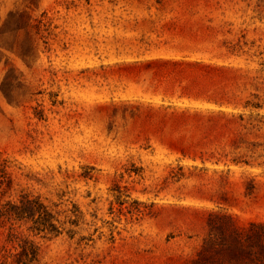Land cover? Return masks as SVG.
<instances>
[{"label":"rangeland","instance_id":"rangeland-1","mask_svg":"<svg viewBox=\"0 0 264 264\" xmlns=\"http://www.w3.org/2000/svg\"><path fill=\"white\" fill-rule=\"evenodd\" d=\"M251 92L264 0H0L4 199L40 195L62 222L80 211L57 237L19 224L34 264H192L211 212L264 222V167L223 163L264 161V118L232 116Z\"/></svg>","mask_w":264,"mask_h":264},{"label":"trees","instance_id":"trees-1","mask_svg":"<svg viewBox=\"0 0 264 264\" xmlns=\"http://www.w3.org/2000/svg\"><path fill=\"white\" fill-rule=\"evenodd\" d=\"M258 90V88H255ZM231 105L238 111L232 112L239 123L249 121L261 123L264 115V94L251 92L244 99L238 98ZM241 125V124H240ZM260 130L258 124L251 123V129ZM238 142L233 140L234 149L239 148ZM255 149L256 144H252ZM226 154L224 157H227ZM220 160H216L219 163ZM224 170L230 172L231 166L264 167V161L253 158L246 160L233 157L223 162ZM8 161L1 159L0 154V228L7 229L6 241L18 249L14 257V264H34L38 261L37 248L21 231L20 223H29L28 230L32 233L57 237L64 230L63 225L71 227L79 225L80 211L73 204L69 217L63 222L58 219L60 212L45 204L40 195H32L20 190L15 199H4L11 190L13 181L7 170ZM66 212V211H65ZM57 223L59 225H57ZM70 238L75 232L68 230ZM192 264H264V222L252 221L247 227L237 224L235 218L222 211L211 212L206 221V235Z\"/></svg>","mask_w":264,"mask_h":264}]
</instances>
